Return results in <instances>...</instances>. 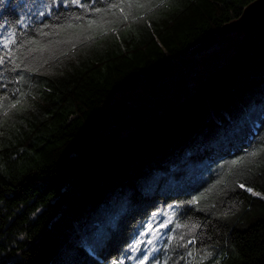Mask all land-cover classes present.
<instances>
[{"label": "trees", "instance_id": "trees-1", "mask_svg": "<svg viewBox=\"0 0 264 264\" xmlns=\"http://www.w3.org/2000/svg\"><path fill=\"white\" fill-rule=\"evenodd\" d=\"M254 1L0 0V264H132L168 208L188 264H264V24L222 33Z\"/></svg>", "mask_w": 264, "mask_h": 264}, {"label": "rangeland", "instance_id": "rangeland-1", "mask_svg": "<svg viewBox=\"0 0 264 264\" xmlns=\"http://www.w3.org/2000/svg\"><path fill=\"white\" fill-rule=\"evenodd\" d=\"M224 47L221 45L215 46L211 49V51H207V53L203 54V58H201L199 63L204 64V62H209L208 67H211L213 64L211 60L223 59L225 57ZM182 64V63H181ZM181 66V67H180ZM179 68H184V65H178ZM205 66H201L200 68H204ZM195 78V77H194ZM193 83H197L198 79H193ZM118 95L127 96L129 100L134 102H140V98L142 97H149L150 92L146 89L140 88L135 93L125 94V93H118ZM259 194V193H257ZM167 213V215H165ZM171 217V221L168 223L166 228H161L160 225L167 221ZM175 211L173 208H168L165 212H162L158 215H154L148 224L146 225L145 229H143L140 235L136 238L133 244L137 240H143L139 246L138 252H133L130 257H135V259L131 258L132 264H137V261L142 259V257L151 249L155 248L156 251L152 253L149 257V260L146 264H188L190 259H194V252L192 249H189L185 254L186 256L182 258V247L186 248V246L190 245L188 237L186 235H182V232L179 230V227L174 224L175 223ZM151 224L152 231H148V226ZM157 229L159 231L157 232ZM151 239L153 243L149 245L147 241ZM187 249V248H186ZM191 253V255H189ZM191 264V262L189 263Z\"/></svg>", "mask_w": 264, "mask_h": 264}, {"label": "snow or ice", "instance_id": "snow-or-ice-1", "mask_svg": "<svg viewBox=\"0 0 264 264\" xmlns=\"http://www.w3.org/2000/svg\"><path fill=\"white\" fill-rule=\"evenodd\" d=\"M73 3H79V0H73ZM128 8H131L133 5L131 2H126V4L124 5ZM124 6H122L121 4H117V3H113L111 4V8L115 9V8H119L121 12H124ZM139 7H143V5H137ZM97 12H100L101 9H96ZM128 16L127 14H125L124 19H127ZM96 21H90L88 27H91L93 24H95ZM32 43H37L35 41H33ZM17 44V39H16V34L13 32H8L2 39H0V45H2L3 49H5L6 51H4L3 55H0V65H3L6 60H11V62L13 64H15V60L12 59V57L14 56V52L13 49L10 47V45H16ZM22 46V45H21ZM32 52H36V51H43V49L40 48H32L31 49ZM18 67V65H17ZM17 103H19V101H17ZM16 105L13 104L11 105V107H15ZM258 152H264V147H261L260 149L254 150L251 153H248V156L250 157H255ZM233 166L240 164V161H233ZM240 188H244L245 185L244 184H240L239 185ZM247 191L252 192L251 188H248ZM255 195H259L257 193H253ZM199 202V198H195L193 200L188 201L189 204H197ZM165 215H167V213H165ZM171 221V217H169V219L167 221H165L164 223H162L160 225L161 228H166L168 226V223ZM179 226V225H178ZM195 227V226H193ZM148 231H152V226L151 224L148 226ZM159 231V229H157V232ZM144 243L143 240H137L135 242V244L130 245V248L133 252H138L139 251V246ZM147 243L149 245H151L153 243V241L151 239H149L147 241ZM189 243H191V241H189ZM156 251L155 248L151 249L150 251H148L143 257L142 259H140L139 261H137V264H146V262L149 260V257L152 255V253ZM189 255H191V253H189ZM208 256H211V253H208ZM132 259H135V257H131ZM122 264V262H121ZM157 264H159V261H157Z\"/></svg>", "mask_w": 264, "mask_h": 264}, {"label": "water", "instance_id": "water-1", "mask_svg": "<svg viewBox=\"0 0 264 264\" xmlns=\"http://www.w3.org/2000/svg\"><path fill=\"white\" fill-rule=\"evenodd\" d=\"M262 24H264V0H255L244 9L239 19L226 24L222 33L237 31L238 36L241 34L248 35ZM214 42L215 40L212 44ZM253 193L255 192L253 191Z\"/></svg>", "mask_w": 264, "mask_h": 264}]
</instances>
